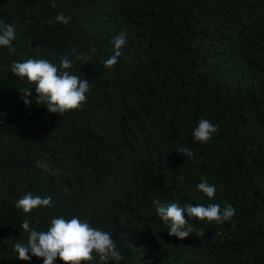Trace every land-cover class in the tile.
<instances>
[{"label": "trees", "instance_id": "16d2710c", "mask_svg": "<svg viewBox=\"0 0 264 264\" xmlns=\"http://www.w3.org/2000/svg\"><path fill=\"white\" fill-rule=\"evenodd\" d=\"M55 2L0 0V20L15 30V52L0 46V264H43L17 259L15 243L27 240L20 225L47 230L60 215L109 232L119 264H264V0ZM57 13L70 23L47 24ZM121 32L122 54L106 68ZM73 49L92 60L82 64ZM64 55L91 87L81 108L59 115L36 103L35 85L11 64L59 66ZM201 119L218 126L206 143L192 136ZM202 181L216 186L213 199L197 189ZM28 192L52 207L24 213L15 205ZM155 199L236 212L221 224L185 213L203 235L180 240Z\"/></svg>", "mask_w": 264, "mask_h": 264}, {"label": "clouds", "instance_id": "9594fccd", "mask_svg": "<svg viewBox=\"0 0 264 264\" xmlns=\"http://www.w3.org/2000/svg\"><path fill=\"white\" fill-rule=\"evenodd\" d=\"M58 6L55 0H52L51 7ZM70 19L63 13H57L55 21H46V23L51 25L55 22L68 25ZM14 39V27L0 20V46L7 47L10 52L14 53L15 48L12 47ZM112 43L114 51L104 62L106 68H111L118 62L122 54L121 48L126 44V34L121 32L113 38ZM72 52L76 54V60L82 64H87L92 60V55L76 53V49ZM92 53H95V49H92ZM58 59L59 66L47 59L29 58L22 62L13 61L11 72L21 79H26L29 85H35L37 94L35 101L38 105L46 106L49 113L62 115L67 111L81 108L87 100V93L91 86L88 79H81L80 76L69 71L74 66L69 55L58 57ZM19 93L25 105L32 103L28 99L31 95L29 87L20 89ZM217 131V125L210 120L201 119L193 129L192 136L195 141L206 143ZM174 148L178 154L185 157L192 158L195 155L189 148L180 146ZM37 166H40L39 162ZM196 187L209 200L215 197V185L202 181ZM152 204L157 216L167 225L168 235L180 240L187 238L195 231L188 226L185 213L189 218L194 217L199 221L207 220L221 224L230 221L236 212L230 204L223 208L217 203H210L206 206L187 204L181 207L176 202H162L160 199L153 200ZM15 206L22 209L24 213H29L39 207H52V200L51 197H41L28 192L16 201ZM20 228L27 233V240L26 243L17 241L14 245V251L19 260L28 261L35 256L42 258L43 264H54L57 258L63 264H88L94 260L97 264H108L110 260L119 264L123 259L111 234L92 226L87 219H81L79 215L71 218L57 216L50 220L47 230H36L28 219L21 223ZM195 233L198 236L203 235V231H195Z\"/></svg>", "mask_w": 264, "mask_h": 264}]
</instances>
